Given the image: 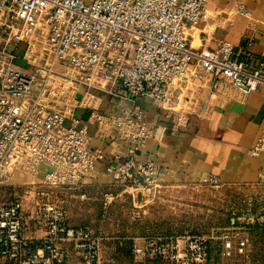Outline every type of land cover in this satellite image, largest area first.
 I'll return each instance as SVG.
<instances>
[{
  "label": "built area",
  "instance_id": "built-area-1",
  "mask_svg": "<svg viewBox=\"0 0 264 264\" xmlns=\"http://www.w3.org/2000/svg\"><path fill=\"white\" fill-rule=\"evenodd\" d=\"M211 1L0 0V188L13 186L15 174L28 176V184L41 165L50 167V173L31 183L79 186L93 177L97 163L105 161L104 152L90 148L87 127H66L82 88L103 91L117 104L114 114H91L100 130L110 137L115 132L127 145L125 161L107 165L106 173L116 184H156L162 169L150 159H136L154 133L139 99L164 108L190 84H206L211 95L225 85L242 95L264 87V63L254 62L249 52L239 53L229 43L212 52L191 48L187 29L207 18ZM239 13L248 16L242 7ZM64 85L74 89L73 103L64 111L49 108L46 99ZM263 146L261 137L255 152ZM208 184L219 181L212 178ZM43 211L48 236L42 244L30 245L21 205H0V258L12 264H64L58 241L74 233L62 226L61 214L49 221ZM169 240L134 252L150 251L173 264H208L205 241L181 249ZM246 244H238L240 254ZM231 250L228 242L224 255L230 257ZM94 259L89 255L87 264Z\"/></svg>",
  "mask_w": 264,
  "mask_h": 264
},
{
  "label": "crops",
  "instance_id": "crops-1",
  "mask_svg": "<svg viewBox=\"0 0 264 264\" xmlns=\"http://www.w3.org/2000/svg\"><path fill=\"white\" fill-rule=\"evenodd\" d=\"M240 7L248 16L239 13ZM187 35L196 51L212 52L221 43H229L239 53L249 52L254 62L264 63V0H212L207 18L189 27ZM137 105L154 126V133L136 159L157 163L163 171L160 180L208 183L216 178L220 187H264V146L260 152L254 150L264 137V87L242 95L225 85L218 94L211 95L206 84H190L176 91L172 104L164 108L149 100L137 101ZM73 107L66 127H87L90 148L102 150L105 156L103 163H97L93 177L79 186H114L106 166L124 162L127 145L115 137V132L110 137L100 130L98 124L91 122V114L93 111L114 114L116 101L103 91L82 88ZM50 171V167L41 165L30 181L43 180ZM28 179L21 174L13 176V181L21 185H26ZM43 215L40 210L24 214V237L30 245L42 244L48 236ZM261 228L257 252L262 256L256 255L254 247L247 264H264V228ZM0 264L12 263L0 258Z\"/></svg>",
  "mask_w": 264,
  "mask_h": 264
},
{
  "label": "rangeland",
  "instance_id": "rangeland-1",
  "mask_svg": "<svg viewBox=\"0 0 264 264\" xmlns=\"http://www.w3.org/2000/svg\"><path fill=\"white\" fill-rule=\"evenodd\" d=\"M23 50L21 45L19 56ZM73 93V88L64 85L46 99V105L64 111L73 103ZM125 99L135 101L130 95ZM14 203L21 205L23 216L46 210L50 221L62 215V226L74 233L58 241L64 264H87L89 255H95L91 264H173L151 256L150 251L141 256L134 252L136 247L156 248L170 238L181 249L205 241L208 264H247L254 247L256 255L262 256L257 249L264 228V187L160 179L148 186L115 183L109 188L65 186L55 181L21 185L16 181L0 188V205ZM241 241L247 242L243 254L237 251ZM228 242L232 244L230 257L224 255ZM91 246L95 249L90 250Z\"/></svg>",
  "mask_w": 264,
  "mask_h": 264
}]
</instances>
